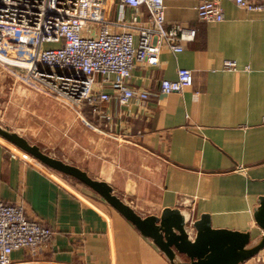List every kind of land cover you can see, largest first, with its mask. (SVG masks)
Listing matches in <instances>:
<instances>
[{
	"label": "crops",
	"instance_id": "1",
	"mask_svg": "<svg viewBox=\"0 0 264 264\" xmlns=\"http://www.w3.org/2000/svg\"><path fill=\"white\" fill-rule=\"evenodd\" d=\"M199 1L166 0L168 26L194 27L197 34L183 41L182 51L163 47L158 64L136 62L130 85L148 90L147 100L104 103L111 119L67 104L70 150L78 154L72 163L109 182L143 215L179 207L187 218L209 213L214 227L259 236L254 210L264 195V10L219 0L225 17L209 21L198 15ZM117 12L118 2L113 19ZM132 12L127 9L129 17ZM226 59L238 68L223 69ZM179 67L193 70L194 84L182 93L161 92L162 80L177 78ZM60 120L49 125L55 137L62 136ZM16 147L0 136V199L24 204L55 233L41 251L15 250L12 264H171L100 194ZM241 264H264V248Z\"/></svg>",
	"mask_w": 264,
	"mask_h": 264
},
{
	"label": "built area",
	"instance_id": "2",
	"mask_svg": "<svg viewBox=\"0 0 264 264\" xmlns=\"http://www.w3.org/2000/svg\"><path fill=\"white\" fill-rule=\"evenodd\" d=\"M234 2L264 10V1ZM196 8L205 20L225 17L219 0H200ZM166 14V0H0V72L37 82L45 93L80 111L88 106L111 119L104 103L150 96L130 85L138 60L158 64L163 47L179 52L183 41L196 37L194 27H169ZM237 68L235 59L224 61L223 69ZM193 84V70L179 67L177 78L162 80L161 92L182 93ZM54 233L49 224L30 217L24 204L0 199V264H12L17 249L41 251Z\"/></svg>",
	"mask_w": 264,
	"mask_h": 264
},
{
	"label": "water",
	"instance_id": "3",
	"mask_svg": "<svg viewBox=\"0 0 264 264\" xmlns=\"http://www.w3.org/2000/svg\"><path fill=\"white\" fill-rule=\"evenodd\" d=\"M0 136L45 165L87 185L106 199L165 253L171 264H241L264 248V195L254 210V218L263 230L259 236L250 230L214 227L211 215L187 218L179 207H166L160 214L143 215L125 201L106 180L85 168L58 157L26 135L0 120Z\"/></svg>",
	"mask_w": 264,
	"mask_h": 264
},
{
	"label": "rangeland",
	"instance_id": "4",
	"mask_svg": "<svg viewBox=\"0 0 264 264\" xmlns=\"http://www.w3.org/2000/svg\"><path fill=\"white\" fill-rule=\"evenodd\" d=\"M10 74L5 69L0 72L1 121L15 124L32 141H40L48 152L69 162H76L71 159L78 154L70 150L66 123L67 114L72 108L57 97L45 93L39 83L21 80ZM59 119L62 136L55 137L53 127L50 126L55 122L57 125ZM77 161L86 163L84 160Z\"/></svg>",
	"mask_w": 264,
	"mask_h": 264
}]
</instances>
